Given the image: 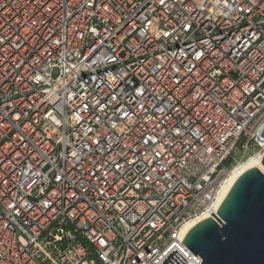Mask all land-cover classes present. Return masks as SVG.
Returning <instances> with one entry per match:
<instances>
[{
  "label": "built area",
  "instance_id": "obj_1",
  "mask_svg": "<svg viewBox=\"0 0 264 264\" xmlns=\"http://www.w3.org/2000/svg\"><path fill=\"white\" fill-rule=\"evenodd\" d=\"M252 148L264 0H0V264H201Z\"/></svg>",
  "mask_w": 264,
  "mask_h": 264
},
{
  "label": "water",
  "instance_id": "obj_2",
  "mask_svg": "<svg viewBox=\"0 0 264 264\" xmlns=\"http://www.w3.org/2000/svg\"><path fill=\"white\" fill-rule=\"evenodd\" d=\"M260 165L234 182L216 217L187 232L183 244L201 264H264V153ZM185 263L173 251L160 264Z\"/></svg>",
  "mask_w": 264,
  "mask_h": 264
},
{
  "label": "bare ground",
  "instance_id": "obj_3",
  "mask_svg": "<svg viewBox=\"0 0 264 264\" xmlns=\"http://www.w3.org/2000/svg\"><path fill=\"white\" fill-rule=\"evenodd\" d=\"M263 154H254L249 156L243 164H241L233 173V176L228 184V186L225 188L223 194H222V200L225 198L229 190L231 189L232 185L234 182L242 175L245 171L251 169V168H258L261 169V159H262ZM262 170V169H261ZM205 219H208L206 216H202L200 218H197L189 223H187L183 230L182 233H187L194 225L198 224L201 221H204Z\"/></svg>",
  "mask_w": 264,
  "mask_h": 264
},
{
  "label": "rangeland",
  "instance_id": "obj_4",
  "mask_svg": "<svg viewBox=\"0 0 264 264\" xmlns=\"http://www.w3.org/2000/svg\"><path fill=\"white\" fill-rule=\"evenodd\" d=\"M56 75H57V71H54L53 74H52V76H53V77H56ZM257 152H258V151H257L256 148H252L250 151L247 152L246 155H247V156H248V155L251 156V155L257 154ZM239 159H240V154H237V155H236V160H239Z\"/></svg>",
  "mask_w": 264,
  "mask_h": 264
}]
</instances>
